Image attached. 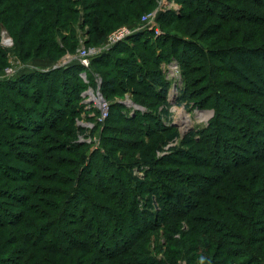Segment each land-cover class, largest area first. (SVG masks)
I'll list each match as a JSON object with an SVG mask.
<instances>
[{
	"label": "trees",
	"instance_id": "obj_1",
	"mask_svg": "<svg viewBox=\"0 0 264 264\" xmlns=\"http://www.w3.org/2000/svg\"><path fill=\"white\" fill-rule=\"evenodd\" d=\"M173 1L180 9L159 14L165 34L156 43L154 32L140 31L94 57L90 70L72 62L50 71L26 70L0 78V168L6 171L0 182L17 184L12 190L0 186V264L264 262V166L258 168V161H264V142L252 140L260 133L264 136V131L248 126H259L254 117L262 114L257 108L264 101L257 106L254 99L243 98L264 94V71L260 65H242L244 71L227 65L228 60L238 62L231 54L235 58L260 49L256 47L264 44V19L251 16L257 22L252 29L234 27L231 24H239L241 18L235 14L248 11L230 1ZM157 4V0H0V33L6 28L13 36L24 63L39 55L57 59L78 51L79 28L89 26L92 37L86 46H96ZM236 40L255 47L246 48ZM6 57L0 45V72L8 65ZM172 58L182 67L184 99L200 108L214 107L216 113L200 139L187 138L190 147L157 158V150L175 130L163 125L157 109L169 89L161 61ZM235 70L242 72L246 88L229 76ZM84 72L93 85L95 73L102 76L107 100L132 89L134 100L147 109L128 115L124 103H112L100 147L94 150L92 143L78 141L85 129L70 118L81 113L90 85ZM262 119L264 115L258 118ZM135 166L149 167L143 179L133 176ZM217 183L223 184L219 188L223 193H215ZM154 198L158 210L142 207V200L151 206ZM215 204H221L232 221L227 227H235L226 233L227 242L215 236L226 226L214 216ZM184 223L189 229L177 247H155L168 259L153 254L152 234L164 229L169 243L174 242V232Z\"/></svg>",
	"mask_w": 264,
	"mask_h": 264
},
{
	"label": "rangeland",
	"instance_id": "obj_2",
	"mask_svg": "<svg viewBox=\"0 0 264 264\" xmlns=\"http://www.w3.org/2000/svg\"><path fill=\"white\" fill-rule=\"evenodd\" d=\"M89 1H94V0H89ZM161 1V5L163 7H169L170 4L168 3L167 0H160ZM173 1V0H170ZM230 1L228 3H231L234 7H238L244 11H248V13L245 12H237L235 15H237L238 17L240 16L241 18H239V24L233 22L231 25L234 27H237V25H239L242 28H246V29H252L255 25L254 23L257 22H253L251 20V16H259V14L261 15V18L264 19V6L261 5L262 3H264V0H227ZM175 9L174 10H179L180 9V5H178L175 1ZM158 6V4H157ZM157 6L148 12H145L140 19H138L137 21H134V23L130 22V24H125L123 23V25L119 26L117 29H119L122 26L125 25H136L139 24L142 17L147 14V13H151L152 11H154ZM78 10H81V6L79 4L76 5ZM225 9V8H224ZM246 9V10H245ZM81 12H83L81 10ZM247 14V15H246ZM82 18V17H81ZM214 21H217V19H214ZM127 23V22H126ZM159 24V23H158ZM160 26V25H159ZM161 28V27H160ZM117 29H115L114 31H116ZM2 30H6L7 33L9 34V36L12 38L13 40V46H3L2 45V37L0 39V45L4 48L6 55H7V61H8V65L7 67H5L3 69V71L0 72V78H4V77H13L14 75L11 76H7L6 75V71L7 69H16L17 73H21L23 71H30V70H42V69H46L47 71L53 70L57 66H60L59 64H61L62 62L66 61L68 59L69 56L71 55H76L78 54V52L82 49V48H93V47H103L106 42H107V38L108 36L114 32H110L107 37L105 38V40H103V42L99 45L96 46H86V41L88 39H90V37L92 36H88V30H89V26H83L82 29H78L79 32V47H78V51H76L75 53H70V52H66L65 54L61 55L59 58L57 59H51L49 57H44V56H36L33 57L31 59H29L28 61H26L25 63L21 61V58L19 56V54L16 51V46H15V42H14V38L13 36L9 33V31L6 28H3ZM146 31H150V30H146ZM2 32V31H1ZM155 33V31H152ZM165 32L161 29V34L159 35H154V37L152 38L153 42L156 43V41L160 38V36L164 35ZM1 35V33H0ZM151 37V36H150ZM158 38V39H157ZM60 40V39H59ZM61 41V40H60ZM235 42H239L242 43L243 45H245L246 48H251V47H255L252 45H255L253 43L250 42H246L245 40H236ZM260 48V49H257ZM257 50H246L249 52H245L244 54L239 53L237 56L240 57H235V54H231V56H233V60L234 61H238L237 63H233L232 61L228 60L227 65H237V69H242L241 71H244L245 68L242 65H260V70L264 71V44L262 46L256 47ZM156 51L158 54L162 53L161 48L158 47V45L156 44ZM122 52H119L117 55L120 57H126L125 53L121 54ZM232 59V58H231ZM175 64V65H169V64ZM221 63V62H220ZM219 64V63H218ZM217 64V65H218ZM171 66H177L179 68L180 71V75L179 77H170V67ZM241 66V67H240ZM162 71H163V75H164V79L165 81L168 83L169 85V89H168V93H167V99L165 102H162L159 104V106L157 107V109H159V115L162 117V123L163 125H165L166 127H174V135L172 136V138L165 144L162 146V148L160 150H157L156 152V157L157 158H162V157H166L168 155L173 154L176 150L178 149H185V147H190V144L187 143V138H193V139H200L201 137V132L203 130H205L206 128H208L215 116V109L214 107H206V108H200L199 106H197V104L193 101H189V100H185L184 99V95H185V80H184V76H183V72H182V67L179 63V61L176 58H172L169 62L166 60H162L161 61V65H160ZM236 71V70H235ZM235 75H231L229 74V76L231 78H233L234 80L237 81V83L246 88V85L244 86L243 82V74L242 72H238ZM96 76H94V85L92 83H90V80L88 79V82L85 81L86 83H90V85L88 86V89L86 91H89V89H94L96 90L97 87L100 90V92L103 95L102 92V81L103 78L102 76L97 72L95 73ZM97 77L99 80L100 85L97 82ZM84 79V78H83ZM253 81V79H252ZM256 95V96H255ZM253 96H243V98H245V100L247 101H251L252 99H254V101L256 102V105L258 106L260 101H264V94L263 93H259L255 94ZM104 97V95H103ZM135 96H134V92L132 89H129L125 92L124 95H120V94H116L114 96L111 97L110 100L106 101L109 105V109H108V114H107V118L103 121H100L99 118L101 117V111L99 110V108L93 107V104L95 102L92 103H87L86 100L88 99V96L85 97L84 95V100L82 102L83 106L81 110V113L79 115L76 116H70V118L74 121V124L76 126L79 127H83L85 129L84 133H80L78 136V141L79 142H87V143H92L93 147L92 150L94 149H98V147H100V143H101V137H102V133L104 131V125L107 122L109 115H110V107L112 103L115 102H122L126 105V111H124V113H127L128 115H134L137 114L138 112L141 113H146L147 109L146 107H143L141 105H139L135 100H134ZM130 101L132 106H129L126 102ZM153 101V100H152ZM148 102H151V100L148 99ZM259 112L262 113L261 115H264V106H259ZM185 114L188 115L191 119V121L189 123L183 122V119L181 117V114ZM202 115V116H201ZM260 116H256L254 117L255 121H259V126H253L252 124H248V126L251 127V129L255 130V131H264V122L262 123V121H264V119L262 120H258V118H260ZM37 117V116H35ZM182 119V121H181ZM261 122V123H260ZM188 126V127H187ZM97 127V128H96ZM247 128V125L243 126ZM95 128L97 129L95 131ZM260 133V132H259ZM255 135V134H254ZM128 138V137H126ZM254 139V141L257 143L260 141L264 142V136L262 133H260V135H255L254 138L252 137V140ZM261 145V142H260ZM263 146V144H262ZM62 154V153H61ZM62 155H65V153H63ZM19 165L25 167V164H21L18 163ZM253 163L249 164L248 166L252 165ZM264 166V161H258V168H262ZM27 167V166H26ZM148 166H142V168H139V166H135L133 167V176L137 179H143L145 176V171L148 170ZM5 169L0 168V175L4 176V171ZM23 173V172H22ZM63 175V174H62ZM4 178V177H3ZM16 179V178H15ZM5 182H9V184H5L4 182H0L2 184H0L1 188H7V189H15L14 187L17 186V184H13L14 182H10L6 179H3ZM225 179H223L224 181ZM225 183V182H224ZM4 184V185H3ZM6 185V186H5ZM223 184H219L217 183L214 187V191L215 193L221 192L223 193L222 190H219V188L222 186ZM20 193V192H18ZM220 194V193H219ZM15 196H12V199ZM42 198L46 199H52L49 195H43L40 196ZM142 207L143 208H147L150 211H154V210H158L159 209V203L158 201L154 198L153 199V204L151 202V206H145V201L142 200ZM221 204H215L214 206H217V208L219 209V211L216 210L214 211L215 213L214 216L219 217L220 219H222L223 222L226 223V226L223 227L224 229H221L219 231V234H216V238H223V240H225V242L228 241V231L229 230H234L235 227H227L228 225H232V221L230 220V218L228 217V215H225V212L221 211L220 206ZM197 213V212H196ZM224 216V217H223ZM187 223H184L182 228H180L178 230V232H174L173 234V238H174V242L169 243V241L167 240V236H166V232L164 229L159 230L157 233L152 234L151 236V249L153 251V254H157L159 258H163V259H168L167 255L163 252V251H157L155 249L156 245L159 244V246L162 247V249H167L169 248L171 245L175 246V243L177 241H179V239H183V235L185 234V232L189 229V227H187ZM206 227H200L201 230H205ZM170 245V246H169ZM259 255V254H258ZM177 259V257H176ZM178 260H180L178 258ZM178 263H184L183 260L178 261ZM264 264V262L262 263Z\"/></svg>",
	"mask_w": 264,
	"mask_h": 264
},
{
	"label": "built area",
	"instance_id": "obj_3",
	"mask_svg": "<svg viewBox=\"0 0 264 264\" xmlns=\"http://www.w3.org/2000/svg\"><path fill=\"white\" fill-rule=\"evenodd\" d=\"M167 1L170 4V6L169 7H163L161 5V1L157 0V2H158L157 8L154 11H152L151 13L145 14L142 17L139 24L130 25V26L125 25V26L120 27L116 31L112 32L108 36L107 42L103 47H93V48H88V49L84 47L78 52V54L69 56L66 61L62 62L59 65L65 66V65L72 63V62H78L82 66H84L86 69L90 70L91 69V62H92V59L94 57H96L102 53L110 51L117 43L127 39L128 37L140 32V31H146V30L155 31L156 35L161 34V28L158 24L159 14L163 11L176 8L174 6L175 5L174 1H170V0H167ZM1 37H2L1 43L3 46L4 45L10 46V47L13 46V40L9 36V34L7 33L6 30H2ZM169 65H175V64L173 63V64H169ZM57 67H59V66H57ZM53 68H56V67H53ZM42 71H47V70L42 69ZM15 73H17L16 69H7V71H6L7 76L14 75ZM179 75H180L179 68L177 66H171L170 67V77H177L178 78ZM82 77L84 78L85 81L88 82L86 72H84L82 74ZM99 80L100 79H98V77H97V82L100 85ZM98 87L96 90L89 89V91H85L84 95H85V97L88 96V99L86 100L87 103L90 104L92 102H95L93 104L92 108L93 107L99 108V110L102 113L99 120L104 122V120L107 118L109 105H108L105 97H103L102 93L98 89ZM98 99L102 100V103L101 102L99 103ZM126 103L129 106H132L130 101H127Z\"/></svg>",
	"mask_w": 264,
	"mask_h": 264
},
{
	"label": "bare ground",
	"instance_id": "obj_4",
	"mask_svg": "<svg viewBox=\"0 0 264 264\" xmlns=\"http://www.w3.org/2000/svg\"><path fill=\"white\" fill-rule=\"evenodd\" d=\"M98 102L100 103H102V100H100V99H98ZM202 116V115H201ZM181 117H182V119H183V122H186V123H189L190 121H191V119H190V117L188 116V115H185V114H181ZM182 119H181V121H182ZM192 122V121H191ZM188 127V126H187Z\"/></svg>",
	"mask_w": 264,
	"mask_h": 264
}]
</instances>
